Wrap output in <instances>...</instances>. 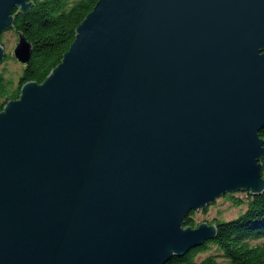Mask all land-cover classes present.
Wrapping results in <instances>:
<instances>
[{"label":"water","instance_id":"1","mask_svg":"<svg viewBox=\"0 0 264 264\" xmlns=\"http://www.w3.org/2000/svg\"><path fill=\"white\" fill-rule=\"evenodd\" d=\"M33 4L0 0V38ZM76 30L0 111V264H166L216 237L190 212L264 192V0H100Z\"/></svg>","mask_w":264,"mask_h":264},{"label":"trees","instance_id":"2","mask_svg":"<svg viewBox=\"0 0 264 264\" xmlns=\"http://www.w3.org/2000/svg\"><path fill=\"white\" fill-rule=\"evenodd\" d=\"M27 14L15 13L14 27L0 39L8 44V33L23 34L33 45L30 63L17 78L7 67L0 71V111L10 100L20 97L22 87L30 82L43 83L54 68L62 63L64 54L75 41L76 29L94 10L100 0H32ZM6 44V45H7ZM15 59L7 52L5 61ZM264 138V129L260 132ZM264 165V159L262 160ZM264 178V167H263ZM228 199L231 208L240 213L219 220L209 215V207L220 198ZM204 209L192 211L184 226L196 228L207 221L218 228L216 238L190 249L184 256H174L166 264H264V192L254 195L250 190L227 193ZM203 218L199 219L197 213ZM203 221V222H201Z\"/></svg>","mask_w":264,"mask_h":264},{"label":"rangeland","instance_id":"3","mask_svg":"<svg viewBox=\"0 0 264 264\" xmlns=\"http://www.w3.org/2000/svg\"><path fill=\"white\" fill-rule=\"evenodd\" d=\"M3 35H2V37H3ZM6 37L9 39L8 44L7 43H6L7 45L6 44L2 45L1 43L0 44L5 49V52L6 53L7 52L12 53V56H13L14 49L17 46V44L19 43V36H15L13 33H8L6 35ZM75 39H76V37H75ZM23 66L26 67L27 65H23L17 59H12L11 61L10 60L4 61V63L0 66V71H1V68L2 67H4V68L7 67L8 71H10V75H12L13 77L17 78L19 76L20 72L22 71ZM208 210H209V215L207 214V215H205V217H207V216H210V217L216 216V217H218L219 220H225V219H227L228 218V215H230L231 211L233 213V214L231 213L232 214V217H235L241 211L238 208H233V210H232L231 204H230L229 200L228 199H225V197L220 198L219 200H217L216 203L213 204V205H211ZM197 215H198V218L199 219L203 218V216L201 214H199V212L197 213ZM201 222H203V221H201ZM205 222H207V221H205ZM208 224L209 225H214L212 222H210Z\"/></svg>","mask_w":264,"mask_h":264},{"label":"bare ground","instance_id":"4","mask_svg":"<svg viewBox=\"0 0 264 264\" xmlns=\"http://www.w3.org/2000/svg\"><path fill=\"white\" fill-rule=\"evenodd\" d=\"M191 213V212H190ZM218 229V228H217ZM217 234H218V231H217ZM217 234H216V236H217ZM216 238V237H215ZM211 240H213V239H211ZM211 240H207V241H211Z\"/></svg>","mask_w":264,"mask_h":264}]
</instances>
